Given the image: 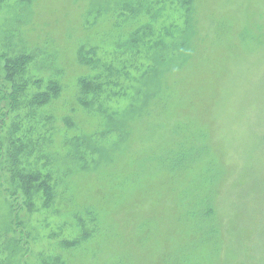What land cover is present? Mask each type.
Masks as SVG:
<instances>
[{"label": "rangeland", "instance_id": "374dc122", "mask_svg": "<svg viewBox=\"0 0 264 264\" xmlns=\"http://www.w3.org/2000/svg\"><path fill=\"white\" fill-rule=\"evenodd\" d=\"M0 264H264V0H0Z\"/></svg>", "mask_w": 264, "mask_h": 264}, {"label": "trees", "instance_id": "16d2710c", "mask_svg": "<svg viewBox=\"0 0 264 264\" xmlns=\"http://www.w3.org/2000/svg\"><path fill=\"white\" fill-rule=\"evenodd\" d=\"M90 51L93 52V50H90ZM80 55L82 57V60H84V57H83L84 53L80 52ZM85 61H87L88 62L87 64L92 67V69L94 70V73L93 74L91 73L88 76H82V78L78 80L77 82V90H78L77 101H78V104L82 106L83 108L90 109L89 107L91 106L92 102L89 101V97L91 95L94 96L95 93H98L97 91H99V89L102 88V84L98 83L100 81L98 79L102 78V76L100 72H97V66H95L94 60L92 59L88 60L86 58ZM56 93H59V96L61 95V91L59 92V90H57ZM42 95H48V92ZM19 152H20V149H19ZM17 154H20V153L17 152ZM36 173L25 175L22 177V179L27 180L30 183H32L39 177L38 174Z\"/></svg>", "mask_w": 264, "mask_h": 264}]
</instances>
